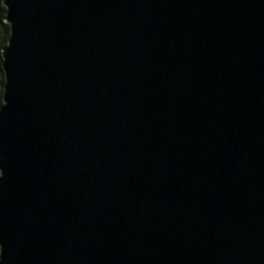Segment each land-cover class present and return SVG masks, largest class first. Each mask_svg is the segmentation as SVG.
I'll return each mask as SVG.
<instances>
[{"label":"water","instance_id":"1","mask_svg":"<svg viewBox=\"0 0 264 264\" xmlns=\"http://www.w3.org/2000/svg\"><path fill=\"white\" fill-rule=\"evenodd\" d=\"M4 4L0 264H264V0Z\"/></svg>","mask_w":264,"mask_h":264},{"label":"trees","instance_id":"2","mask_svg":"<svg viewBox=\"0 0 264 264\" xmlns=\"http://www.w3.org/2000/svg\"><path fill=\"white\" fill-rule=\"evenodd\" d=\"M5 10L6 8L0 7V21L3 27V35H2V38L0 39V105L3 103L2 94H3V86H4V81H5L4 73L1 67V63H2L1 49L7 44V40L9 37V24L4 22Z\"/></svg>","mask_w":264,"mask_h":264},{"label":"snow or ice","instance_id":"3","mask_svg":"<svg viewBox=\"0 0 264 264\" xmlns=\"http://www.w3.org/2000/svg\"><path fill=\"white\" fill-rule=\"evenodd\" d=\"M0 4H2V7L6 8L7 5L4 4V0H0ZM5 19H7V16H5ZM5 55H6V52H5ZM7 83H9V80L7 79V74H6V80H5V86L7 87ZM3 175H5V172L3 170L2 172Z\"/></svg>","mask_w":264,"mask_h":264},{"label":"rangeland","instance_id":"4","mask_svg":"<svg viewBox=\"0 0 264 264\" xmlns=\"http://www.w3.org/2000/svg\"><path fill=\"white\" fill-rule=\"evenodd\" d=\"M3 35V27H2V23L0 21V39L2 38Z\"/></svg>","mask_w":264,"mask_h":264},{"label":"clouds","instance_id":"5","mask_svg":"<svg viewBox=\"0 0 264 264\" xmlns=\"http://www.w3.org/2000/svg\"><path fill=\"white\" fill-rule=\"evenodd\" d=\"M0 7H2V4H0Z\"/></svg>","mask_w":264,"mask_h":264}]
</instances>
